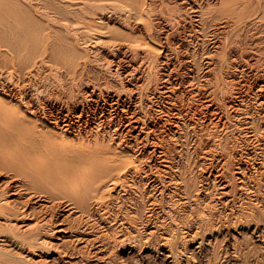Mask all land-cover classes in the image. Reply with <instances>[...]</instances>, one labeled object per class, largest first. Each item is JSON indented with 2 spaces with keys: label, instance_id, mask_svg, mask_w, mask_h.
Segmentation results:
<instances>
[{
  "label": "bare ground",
  "instance_id": "obj_1",
  "mask_svg": "<svg viewBox=\"0 0 264 264\" xmlns=\"http://www.w3.org/2000/svg\"><path fill=\"white\" fill-rule=\"evenodd\" d=\"M262 237L264 0H0V264Z\"/></svg>",
  "mask_w": 264,
  "mask_h": 264
},
{
  "label": "rangeland",
  "instance_id": "obj_2",
  "mask_svg": "<svg viewBox=\"0 0 264 264\" xmlns=\"http://www.w3.org/2000/svg\"><path fill=\"white\" fill-rule=\"evenodd\" d=\"M148 152H146V153H144V156H143V158H144V160H146V161H148V162H150V165L151 166H156L157 165V163L151 158V156L149 155V153L147 154ZM148 155V156H147ZM148 157V158H147ZM150 160V161H149ZM155 163V164H154ZM153 168V167H152ZM198 172V171H197ZM196 177V176H195ZM194 177V178H195ZM178 215V214H177ZM179 217H180V221H183V222H187V220H188V217H186V216H183V215H181V214H179L178 215ZM185 219V221H184V219ZM29 225H32V223L31 222H29L28 223ZM171 225V227L172 228H175L176 226H177V224H170ZM174 226V227H173ZM178 232L176 231V234H177ZM258 241H264V237H262V238H259V240ZM53 244H56L57 246H59V250H62V248L63 249H65V250H67V252H68V256L66 257V258H64L63 260L65 261V262H68L69 264L71 263V264H80V261L82 260L81 259V257H79V253H77V251H75V250H73L72 251V249H73V245H74V247L76 246V244L75 243H69V242H65V244H59V243H57V241H51ZM68 243H69V245H68ZM230 243H233V241H230ZM238 243V244H237ZM240 244H245V241L244 240H237V242H236V245H240ZM63 245V246H62ZM181 245V241H179V240H176L175 241V243H174V249L175 250H180L181 252V254L178 252V254H179V256L178 257H180V258H177V261H176V264H183L184 262V259H185V255L188 257V255L189 254H185V255H182V253H183V251H182V246H180ZM257 245H259V244H255V249H256V251H260V248L261 247H263V244L262 245H259V246H257ZM72 248H71V247ZM221 246H223L222 245V243H219V245H217V247L215 248V255H217V257H213L212 255L210 256H208L207 258H206V260H204V264H264V259L263 260H261V261H257L256 259V262H254L253 260L251 261V260H249V259H247V258H245V257H243V255L242 254H239V253H236V254H233L232 253V251H233V249H231V248H229V252H228V255L227 254H224V251L222 252V247ZM67 247H68V249H67ZM119 247V244H116V245H114V247L113 248H111V254H110V257H109V254H106L104 257H103V259H101V261L98 259V260H96V258H94V257H91V259L89 258V259H87V261H83V263L84 264H107V263H109V264H162L160 261H159V259H155V257H151L150 256V258H147V261H146V258H144V257H140V256H133V257H130V258H128L127 260H125V262H112L111 263V260H112V256L114 255V253H115V250L117 249ZM231 247V246H230ZM260 247V248H259ZM221 248V249H220ZM71 249V250H70ZM114 249V250H113ZM114 252H113V251ZM221 250V251H220ZM71 251V252H70ZM219 251V252H218ZM77 253V254H76ZM230 254H232V255H230ZM70 255V256H69ZM76 255V256H75ZM220 255V256H219ZM230 255V256H229ZM75 256V257H74ZM108 256V257H107ZM228 256V257H227ZM231 256H233V258L231 257ZM140 258V260H139V258ZM182 257V258H181ZM232 258V259H230V258ZM229 260H228V259ZM244 258V259H243ZM71 259V260H70ZM181 259V260H180ZM223 259H225V260H223ZM69 260V261H68ZM233 260V261H232ZM219 261V262H218ZM236 261V262H235ZM243 261V262H242ZM76 262V263H75ZM190 262V263H189ZM205 262H207V263H205ZM211 262V263H210ZM222 262V263H221ZM228 262V263H227ZM82 263V264H83ZM195 263V261L192 259V258H190V259H188V264H194Z\"/></svg>",
  "mask_w": 264,
  "mask_h": 264
}]
</instances>
